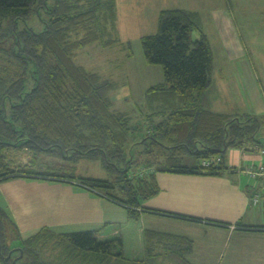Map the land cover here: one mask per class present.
Wrapping results in <instances>:
<instances>
[{
	"label": "trees",
	"instance_id": "obj_1",
	"mask_svg": "<svg viewBox=\"0 0 264 264\" xmlns=\"http://www.w3.org/2000/svg\"><path fill=\"white\" fill-rule=\"evenodd\" d=\"M41 11L47 15L42 31L21 25ZM196 16L184 9L162 10L157 31L141 37L144 61L162 68L163 81L144 92L147 128L133 144L144 148L131 150L137 128L130 113L114 107L111 94L117 82L77 61L78 52L91 45L120 44L125 56H132L130 44L116 36V0H0V181L65 180L124 208L128 219L161 213L200 221L142 206L159 192L156 173L223 176L229 149L264 145L257 136L262 128L258 115L206 107L214 62L207 38L190 37L198 28ZM30 150L74 165L81 160L97 163L107 179L75 176V170L34 171L30 160L14 162L11 153ZM133 151L151 170L144 177H134L136 168L129 165ZM7 223L13 235L5 241ZM240 228L264 230L237 224ZM16 231L0 208L2 264H145L160 256L189 264L193 246L187 237L145 229V259L132 261L124 257L121 237L101 239L98 230L55 233L44 227L23 241L17 240Z\"/></svg>",
	"mask_w": 264,
	"mask_h": 264
},
{
	"label": "crops",
	"instance_id": "obj_2",
	"mask_svg": "<svg viewBox=\"0 0 264 264\" xmlns=\"http://www.w3.org/2000/svg\"><path fill=\"white\" fill-rule=\"evenodd\" d=\"M126 17L131 22L138 19ZM238 56L236 60L242 59ZM240 66L237 76L247 77L253 94L251 114L264 115V100L255 80L250 79L251 70L244 60ZM260 148L264 149H229L225 155L228 171L223 176L156 173L159 192L142 206L200 221L161 213H141L135 221L128 219L124 208L76 183L30 177L0 181V208L15 225L18 241L29 239L44 227L55 233L98 230L101 239L121 237L124 257L142 261L143 231L149 229L191 239L189 264H264V230L237 229V224L264 227V177L254 178L245 172L264 166ZM145 262L181 264L162 256Z\"/></svg>",
	"mask_w": 264,
	"mask_h": 264
},
{
	"label": "rangeland",
	"instance_id": "obj_3",
	"mask_svg": "<svg viewBox=\"0 0 264 264\" xmlns=\"http://www.w3.org/2000/svg\"><path fill=\"white\" fill-rule=\"evenodd\" d=\"M116 9L121 26L120 29L116 27V36L122 43L130 44L132 56L126 57L127 50L125 52L120 44L112 47L91 45L78 52L77 61L88 69L103 71L117 82L118 88L111 94L114 107L130 113L131 125L137 128L131 134V150L136 149L137 146L133 144L145 134L147 128L143 114L144 92L163 81L162 68L145 63L141 45L142 36L157 31L158 16L162 10L184 9L197 13L195 23L198 28L190 33V37L195 40L204 35L213 53L211 85L204 95L208 109L229 114L252 112L249 100L253 101V94L250 85L246 84L247 77L242 74L237 76V70H242L240 65L243 60L251 70L250 79L255 80L260 99L264 100V0H117ZM124 13L138 19L131 22ZM44 20H47V15L41 11L40 16L32 17L21 25L40 32L44 28ZM238 55L242 59L236 60ZM258 116L262 128L257 136L264 145V115ZM143 148L141 145L136 150ZM133 153L134 162L130 161L129 165L136 168L134 177L146 176L151 170L138 162L140 159L136 151ZM11 155L14 162L20 164L30 160L29 165L34 171L71 174L75 170V176L107 179L105 171L88 160L74 165L68 160L31 150ZM12 235V227L7 223L5 241ZM51 245L57 246L53 242ZM18 256H22V251Z\"/></svg>",
	"mask_w": 264,
	"mask_h": 264
},
{
	"label": "built area",
	"instance_id": "obj_4",
	"mask_svg": "<svg viewBox=\"0 0 264 264\" xmlns=\"http://www.w3.org/2000/svg\"><path fill=\"white\" fill-rule=\"evenodd\" d=\"M260 153L262 154V155H264V149H261L260 148ZM246 174H248L249 176H251V177H256V176H262V177H264V166H259V167H257L256 169H253V168H248V169H246ZM257 200H254V202H256Z\"/></svg>",
	"mask_w": 264,
	"mask_h": 264
},
{
	"label": "water",
	"instance_id": "obj_5",
	"mask_svg": "<svg viewBox=\"0 0 264 264\" xmlns=\"http://www.w3.org/2000/svg\"><path fill=\"white\" fill-rule=\"evenodd\" d=\"M11 252L5 257V260H8L10 258ZM12 264H15V260L12 261Z\"/></svg>",
	"mask_w": 264,
	"mask_h": 264
}]
</instances>
